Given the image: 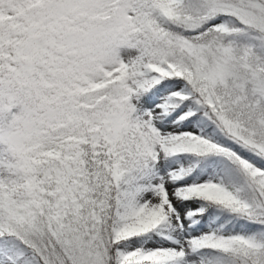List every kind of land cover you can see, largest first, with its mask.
<instances>
[{"label": "snow or ice", "instance_id": "snow-or-ice-1", "mask_svg": "<svg viewBox=\"0 0 264 264\" xmlns=\"http://www.w3.org/2000/svg\"><path fill=\"white\" fill-rule=\"evenodd\" d=\"M0 264H264V0H0Z\"/></svg>", "mask_w": 264, "mask_h": 264}]
</instances>
